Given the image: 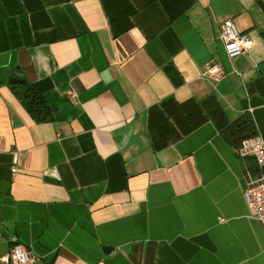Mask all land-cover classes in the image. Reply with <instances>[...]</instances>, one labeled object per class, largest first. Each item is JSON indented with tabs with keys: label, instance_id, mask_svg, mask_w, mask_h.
<instances>
[{
	"label": "crops",
	"instance_id": "0c3cea01",
	"mask_svg": "<svg viewBox=\"0 0 264 264\" xmlns=\"http://www.w3.org/2000/svg\"><path fill=\"white\" fill-rule=\"evenodd\" d=\"M226 20L247 53L228 56ZM247 135L264 142V0H0V259L12 242L30 264H264Z\"/></svg>",
	"mask_w": 264,
	"mask_h": 264
},
{
	"label": "built area",
	"instance_id": "2783aa9c",
	"mask_svg": "<svg viewBox=\"0 0 264 264\" xmlns=\"http://www.w3.org/2000/svg\"><path fill=\"white\" fill-rule=\"evenodd\" d=\"M260 1V0H255ZM218 40L224 45L230 58L247 53L252 41L245 34H240L234 28L231 20L224 21L219 26ZM226 73L221 64L211 61L206 64L201 77L205 80L219 82ZM235 152L245 166L247 183L244 197L249 216L259 221L264 229V142L260 136L243 138L235 147ZM19 158L14 153L11 171L18 172ZM34 257L22 246H11L1 257L0 264H30Z\"/></svg>",
	"mask_w": 264,
	"mask_h": 264
},
{
	"label": "trees",
	"instance_id": "16d2710c",
	"mask_svg": "<svg viewBox=\"0 0 264 264\" xmlns=\"http://www.w3.org/2000/svg\"><path fill=\"white\" fill-rule=\"evenodd\" d=\"M12 90L15 96L17 97V99L20 101V103L26 110V112L29 114V116L33 119L35 123L37 124L49 123L53 120V115L49 104L47 103L43 93L34 84L26 82L21 86H13ZM249 129H250L249 123L240 124L239 127L235 128L234 134L248 131ZM250 136L252 135H247L244 136L243 138ZM11 245L15 246L18 244L11 242Z\"/></svg>",
	"mask_w": 264,
	"mask_h": 264
}]
</instances>
